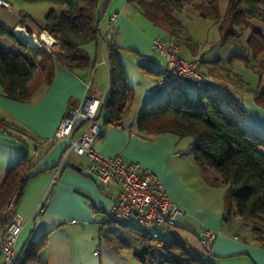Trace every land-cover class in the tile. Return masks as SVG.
I'll use <instances>...</instances> for the list:
<instances>
[{"label":"crops","instance_id":"crops-1","mask_svg":"<svg viewBox=\"0 0 264 264\" xmlns=\"http://www.w3.org/2000/svg\"><path fill=\"white\" fill-rule=\"evenodd\" d=\"M8 1L10 8L0 5V26L18 35L20 30L42 31L47 13L59 10L49 2ZM98 5L102 16L100 37L83 45L90 60L88 67L68 69L57 64L51 82L41 84L26 102L6 98L0 86V116L13 125L8 130L15 135L0 129V182L23 152L30 155V173L34 175L16 197L13 208L1 215L0 226H5L7 217L19 215L22 228L15 245L16 255L29 242L49 232L47 242L39 250V257L47 264H112L113 260L121 264L119 258L127 264L135 262L129 249L113 250L109 255L99 247L101 221L119 192V184L109 181L101 185L85 171L87 156L73 150L64 155L68 143L65 139H54V133L68 109L80 105L85 96L101 102L107 96L109 71L103 37L124 48L117 52L125 59L119 58L120 62L127 79L138 83L134 97L138 89L145 94V108L153 103L152 86L157 87V78L164 67V58L154 51L152 40L174 37L143 16L130 0H99ZM112 14L117 17L111 19ZM229 44L220 47L224 46L225 53L204 56L200 69L208 80V88L212 87L210 90L216 91L220 84H226L229 92L238 96V103L245 109L239 124L247 133L264 137V108L255 104L251 93H240V87L247 82L245 78L250 75V86L255 89L258 77L237 57L242 53ZM0 47L11 49L15 45L10 38L0 35ZM194 54L193 51L186 59ZM131 58L138 63L137 71L130 66ZM188 83L182 89L194 97L197 87L194 85L195 89L190 90ZM166 89L168 97L175 92L173 87ZM137 116L128 115L122 127H115L105 125L102 115L98 119L102 130L94 148L102 155L121 154L159 175L172 201L183 210L174 226L162 230L178 237L191 250L206 255L214 264H264V244L251 233L252 224L245 225L247 221L236 216L225 219V187L210 186L204 181L189 151L191 138L171 132L144 136L135 128ZM79 132L77 129L72 136ZM61 160L62 167L57 171L54 167ZM40 203L44 204V212L33 220L31 216ZM205 229L216 233L208 248L203 245L201 235ZM95 250L97 254L93 253ZM3 263L0 254V264Z\"/></svg>","mask_w":264,"mask_h":264},{"label":"trees","instance_id":"trees-1","mask_svg":"<svg viewBox=\"0 0 264 264\" xmlns=\"http://www.w3.org/2000/svg\"><path fill=\"white\" fill-rule=\"evenodd\" d=\"M23 1L49 2L59 9H51L41 27L59 45L49 49L30 46L11 30L0 26V35L10 38L15 45L11 49L0 47V86L6 98L19 102L28 101L41 84L48 85L57 64L68 69L89 66L90 60L83 45L99 39L102 17L98 10L99 0ZM130 1L143 16L167 30L175 39L182 32V26L174 13L180 12L184 4L196 0ZM216 1L206 2L212 12L205 10L202 7L204 4H198L199 16L219 24L220 45L235 42L238 38L226 28L227 23L237 31L250 30L248 50L252 52L254 61H249L248 51L241 45L239 51L242 55L237 57L257 75V86L250 89V93L255 104L264 108V0H229L222 21L213 9ZM103 44L107 49L109 81L107 96L99 107L97 118L104 115L105 125L122 127L131 111L135 92L117 53L124 48L111 38L103 37ZM194 52L196 54L198 50ZM204 56L200 55L201 64ZM183 85L171 86L175 89L171 96L140 111L135 122L137 132L144 136L171 132L191 138L189 151L204 181L210 186L225 187V219L236 216L243 222H251V233L264 244V137L247 133L239 124L245 109L229 92L226 84H220L216 91L210 90L208 85L197 88L199 92L194 97L182 89ZM12 126L0 116V129L14 135L8 130ZM31 169L30 155L23 152L16 163L6 170L0 182V217L11 210L7 209L8 204L12 200L16 203V197L21 195L27 181L34 176L30 173ZM11 218L7 217L4 224ZM104 230L109 235L104 234ZM161 232L165 231H159L157 237H152L140 226L113 221L106 214L100 227V233L107 237L114 251L131 250L138 264H214L206 255L188 248L175 235L164 236ZM48 234L45 232L37 241L25 245L12 264H47L39 257V250L47 242ZM180 258L185 263H181Z\"/></svg>","mask_w":264,"mask_h":264},{"label":"built area","instance_id":"built-area-1","mask_svg":"<svg viewBox=\"0 0 264 264\" xmlns=\"http://www.w3.org/2000/svg\"><path fill=\"white\" fill-rule=\"evenodd\" d=\"M0 5L10 8L8 0H0ZM117 14H112L115 19ZM37 39L38 47L51 48L59 45L55 38L46 30L39 33H29ZM154 51L164 58V67L157 78L158 89L169 88L174 85H183L190 81L197 88L207 86L208 80L200 71V56L183 58L178 54V45L175 39L164 40L156 37L152 40ZM101 101L85 96L80 105L70 107L66 116L60 121L54 133V139H65L68 150L88 158L85 171L93 176L101 185L109 181L119 184L120 189L112 203L106 209V216L117 222H135L152 237H157L162 229H169L176 223V218L183 213L171 199L159 175L144 168L139 162L132 161L121 154L102 155L94 148V143L101 134L102 126L98 122ZM80 130L76 137L72 133ZM62 160L55 167L59 171ZM13 200L7 209L13 208ZM44 212V204L40 203L33 212L31 219L36 220ZM20 217L14 214L10 221L0 226V254L4 258L3 264H12L16 257V241L21 231ZM203 245L208 248L215 238V231L205 229L202 234ZM97 254L95 250L93 252ZM181 263H185L180 258Z\"/></svg>","mask_w":264,"mask_h":264},{"label":"rangeland","instance_id":"rangeland-1","mask_svg":"<svg viewBox=\"0 0 264 264\" xmlns=\"http://www.w3.org/2000/svg\"><path fill=\"white\" fill-rule=\"evenodd\" d=\"M206 2H207V0H196L191 4H184L183 9L180 12L174 13V17L180 22V24L182 26V32H180L175 37L177 45H178V54L185 57V58L189 57L192 54V52L196 51V50H198V52L195 55H199V56L202 54H204L205 56H207V55L212 56L213 54H216L218 52L225 53L227 51V50L223 49L224 46H223V48H220L222 46L220 45L221 32L219 29V24L210 18H203V17L199 16V12H198V9L196 8V6L200 3L204 4L202 7L205 10H211V12H212V9H209L206 6ZM228 2H229V0H217L216 6H213L214 12L219 17L220 21H222L223 18L225 17ZM225 26L227 29L234 32L238 36V38L235 39L236 40L235 42H231L229 44V45H231L232 49L234 48V50L235 49L241 50V48H240V45H241L242 47H244L248 51L247 55H248L249 61L253 63L254 57L252 55V52L248 50V41H247L249 34H250V30H246L243 32L237 31L236 28L228 25V23ZM25 42L30 46H36V45H31L28 41H25ZM227 46H228V44L226 45V47ZM36 47H38V46H36ZM118 56H119V54H118ZM130 57H133V56H130ZM119 58H122V61H125L124 56H122L121 54H120ZM142 61H140V62H142ZM137 65H138V63H135L134 59L131 58L130 66L134 71H137L135 68V66H137ZM143 66H145V65H143ZM201 70L202 69H200V71ZM203 75H204V73H203ZM204 77H205V75H204ZM244 80L247 82L243 83L242 86L240 87V93L242 95L250 93V89H252L250 86V83H249V82H251L250 75H249V78H245ZM131 83H132L131 86L134 88V92H135V86H138V83H136V81H134V79H133V82H130V84ZM187 86L189 87L190 90L195 89L194 83L192 81H190L187 84ZM152 88H153V91H155V94H154V98L152 101L153 103H151L152 104L151 106H155L159 103H162L164 100H166V98H168V90L166 88L165 89H158L155 85L152 86ZM210 88H212V87H209V89ZM196 90H198V89L196 88ZM198 92H199V90H198ZM236 97L238 98V96H236ZM145 102H147L145 94L142 93L138 89V93L136 94V97H134L132 108H131L129 116H132L135 114L138 115L140 113V111L142 110V108H145V107H143L144 106L143 104H145ZM127 223L129 225L139 227V225L135 222L129 221ZM250 223L251 222L247 221L245 223V225H249ZM114 227L118 228V226H114ZM104 234L109 235V233H107L106 230H104ZM104 234L99 235L100 243L102 244L99 247L103 248L105 254H109V253L113 252V249L110 247V245H109L110 241H108L107 237L105 238L103 236ZM161 234L164 236L167 235L166 232H161ZM111 235L114 236L113 233H111ZM112 241H114V240L112 239ZM97 244H98V241H97ZM129 251H130L129 253H131L133 255L132 251L131 250H129ZM121 259L122 258H119V261L121 262V264H127V262L125 260H123V259L121 260ZM116 263L118 264V261L113 260L112 264H116ZM108 264H111V263H108ZM131 264H137L136 259H135V262H132Z\"/></svg>","mask_w":264,"mask_h":264},{"label":"bare ground","instance_id":"bare-ground-1","mask_svg":"<svg viewBox=\"0 0 264 264\" xmlns=\"http://www.w3.org/2000/svg\"><path fill=\"white\" fill-rule=\"evenodd\" d=\"M20 35H18V36H20L21 38L27 40L31 45H35L38 42L37 39L33 35H30L29 33L24 32V30H20Z\"/></svg>","mask_w":264,"mask_h":264},{"label":"water","instance_id":"water-1","mask_svg":"<svg viewBox=\"0 0 264 264\" xmlns=\"http://www.w3.org/2000/svg\"><path fill=\"white\" fill-rule=\"evenodd\" d=\"M15 35L18 36L16 33H15ZM19 38H20L22 41H24V42L27 41V40H25V39H23V38H21V37H19Z\"/></svg>","mask_w":264,"mask_h":264}]
</instances>
